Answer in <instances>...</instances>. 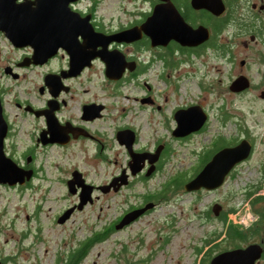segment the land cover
<instances>
[{
  "label": "rangeland",
  "instance_id": "1",
  "mask_svg": "<svg viewBox=\"0 0 264 264\" xmlns=\"http://www.w3.org/2000/svg\"><path fill=\"white\" fill-rule=\"evenodd\" d=\"M134 5L129 0H103L98 10L105 21L116 25L135 17L130 14ZM27 50L14 46L0 31V94L11 126L5 148L25 166L31 155L29 165L37 170L30 184L0 183V264H63L83 240L103 230L109 232L107 238L95 243L80 264H210L212 256L226 243L214 240L215 230L223 226L220 218L213 217L216 199L227 206V224L230 221L246 229L253 223L256 217L251 200L257 192H245L242 186L259 176L257 169L249 168L217 191H188L183 186L170 190L163 198L150 199L155 206L136 220L116 227L128 211L174 175L192 174L200 156L211 146L222 106L233 113L226 127L232 134L239 133L234 121L242 122L238 120L241 117L257 132V150L251 161L259 163L264 154V142H260L264 139V110L260 108L264 98L258 95L260 88L244 95L231 92V62L219 60L210 65L193 57L191 62L166 66L164 75L159 73L162 62H157L141 78L121 84L108 79L103 64L97 62L80 76L67 80L71 85L63 94L67 103L57 111L62 121L67 118L85 124L96 138H75L63 145L43 144L37 142V137L46 126L45 116L27 111L17 102L28 100L36 107L45 105L51 95L47 89L40 91L44 74L63 66L67 59L61 54L45 64L18 66V77L7 73L5 67L22 58ZM250 64V75L258 80L259 64ZM143 80L151 84L150 90L141 83ZM148 91L154 103L141 102V96ZM92 99L105 103L104 115L84 122L82 105ZM195 103L208 111V128L189 138L174 136V109ZM119 126L137 131L134 148L138 150L144 146L154 150L158 142L167 143L164 158L150 176H136L145 168L132 174L128 149L116 137ZM100 141L103 147L99 152ZM74 169L94 185L93 200L82 208L76 207L60 222L58 217L80 201V188L73 193L67 184ZM123 170L131 178L130 183L108 191L99 187Z\"/></svg>",
  "mask_w": 264,
  "mask_h": 264
},
{
  "label": "flooded vegetation",
  "instance_id": "2",
  "mask_svg": "<svg viewBox=\"0 0 264 264\" xmlns=\"http://www.w3.org/2000/svg\"><path fill=\"white\" fill-rule=\"evenodd\" d=\"M19 1H23V0H19ZM129 1L135 3L134 7L130 9V14L135 15V17L129 19L125 23H119L116 25L105 21L104 16L100 14L98 9L101 6L103 0H71L70 1L71 8L80 14L81 20H83V18H85L87 15H89L90 21L93 23L95 30L98 32L113 33L129 27L140 26L146 19H149L148 22L149 31L147 33H144L140 38L135 39L133 41L114 40L108 45L110 49L116 48L121 50L126 56V69L123 72L122 76L118 79L111 78L107 75L106 62L100 56L95 57L92 60V64L86 65L80 73L64 76L62 72H66V73L69 72L71 66H70V55L63 47H60L58 52L45 62L47 63L51 59L61 54L66 55V59H67V63L64 64L63 66L60 65L58 66L59 68H57L56 70L47 71L44 74L43 77L44 84L40 86V91H44L47 89L51 95L47 99L46 104L43 105L42 107H36L33 104H31V102H29L28 100L18 101L17 104L20 107L25 106V109L27 111H31L33 113L35 112L27 108V106H31L34 107L35 109H42L43 111H46L47 109L50 108V102L57 105V108L55 109V114L57 116L59 123L62 124L63 127H59L60 129L59 132H57L58 134L56 136V140L54 142H48V143L56 142L63 145L71 142V140H74L75 138H82V137L96 138L95 135L92 133V131L85 124L71 121L67 118L65 119V121H62L60 119L61 117L59 118L57 111L60 110L64 106V104L67 103V99L63 96L65 91H68L71 88V85L67 82V80L70 78L80 76L92 65H95L97 62H101L103 64L104 73L106 77L108 79L114 80L118 84L124 83L125 81L130 79L141 78L142 75L148 73V71L152 67H154V64H156L157 62H162L163 64V70L159 72L161 75L165 74L166 66L167 67L170 65L176 66L182 62H191L193 60V57H197L200 60H202L204 63L210 65H212L213 63H218L219 60L223 62H231V64H233L232 65L233 69L230 71L229 87L231 86L233 81L239 77H246V79H248L249 82V86L241 90H233L230 87L231 92L236 95H244L250 92L251 90H258L260 88V92H258V95L264 98V83H263L264 82V0H221L223 2L224 9L220 13H219V8L220 5H222L220 4L221 3L220 0H129ZM189 27L198 29L199 35L201 36V38L204 39H201L196 44L182 43L180 38L186 37L184 35L186 34L187 31L190 30ZM156 31L163 33L169 39L166 42L157 43L156 38L158 36ZM78 37L80 41L84 40L82 34H79ZM96 41H98V39ZM101 46H102L101 44L98 45V48H100ZM24 47L28 49L27 52L23 54L22 58L15 61L14 64L7 65L11 67V71L7 72L5 70L7 73H10L12 76H14L13 73H16L17 76L14 77H18L19 75V73L16 70L18 66L26 67L30 65H37L34 63H31L29 65H21V62L24 59H26L25 57L31 56L33 53L32 46L27 45ZM145 52H147V55H145ZM242 53L244 55H241ZM251 61L253 63L259 64V68H257V72H259L260 78L258 80H256L250 75L249 71L251 67L250 64ZM50 72L59 73L62 76L63 87L56 95L53 94L52 86L48 84L45 79L46 74ZM141 83L147 84L150 90L151 84L147 82V80H143V82ZM53 88L55 89L54 86ZM209 88L212 90L213 88L212 82L210 83ZM140 99L141 102L143 103L146 101H149L151 103L155 102V98L151 95L150 91H148V94H146L145 96L142 95ZM86 105H91V107L95 109L99 108L97 111L98 115H96L93 118H86L85 117L87 115V112L85 111ZM182 107H187V106H182ZM223 107L224 106L221 107L220 115L218 117V121L220 125L216 128L215 132L213 133V140L210 146L211 148L210 158L214 156L216 153H218L224 147L236 145L243 139H248L252 143V149L250 154L246 158L239 160L233 165V167L227 173L225 180L221 185H219L214 189H207L202 187L199 189V191L202 190L217 191L223 188L227 184L229 179H231L232 177L236 176L239 173H242L243 171H246V169L249 168L257 169L258 170L257 175L259 176V178L251 179V181L247 182L245 186H242L245 192H249L250 189L256 190L257 192V194L254 195L253 199L251 200L253 204V209L255 210L256 218L248 228L246 229L242 228L245 232V235L248 237L243 242L235 244L234 242H232V240L231 241L229 240L230 221L227 224L225 222L226 220L224 217V215L227 212V206L224 207L223 201L218 199H216V201L214 202V203H220L222 205V208L218 211V213L214 212L215 215H213V217L214 216L218 217L223 222V226L221 227V229L215 230L214 240L216 241L224 240V242L226 241V243L213 256L228 249H233L236 247H245L250 243H258L259 255L255 259L254 264H264V154L260 158V160H258L259 161L258 164L252 163L251 160L257 150V145H258L257 132H255V130L246 123L245 119L244 118L242 119L241 117L238 120H242V122L234 121L239 130V133L235 135L232 134V132H230L226 127L228 126L227 123L233 117V113L232 111L230 112L229 110L223 109ZM157 108H160V105H158ZM178 108L179 107L175 108L174 112ZM260 108L264 110V104ZM104 111H105V103L101 101H97L96 99H92L90 101H86L83 103L82 118L86 120L84 122H88L89 120H96L104 115ZM207 114H208L207 119L200 129L192 131L187 135L176 136V137L189 138L195 135L196 133L202 132L205 129H207L209 123L208 111ZM41 115H44L46 118V126L43 127V129L39 132V136L37 137L38 143L40 142L43 143L42 140H39V138L41 137V132L45 129H48L47 115L45 113H42ZM176 125H177V121H176ZM123 129H131L134 131L135 133L134 144H135L138 138V133L135 129L129 126L118 127V129L116 130V137L118 138V140L119 137L117 133L118 131ZM10 131H11V126L9 123L8 132L5 137V147L7 145L6 139L8 134H10ZM47 135L51 136L50 132H48ZM59 138L63 140L68 139V141L62 142ZM260 142L261 143L264 142V139L261 138ZM48 143H43V144H48ZM160 144L163 145V148L160 157L157 160L158 162L156 161L157 162L156 168H157L159 166V162L164 158L167 152L168 145L166 142L165 143L158 142L154 150H151L149 149V147H145V146L143 150H138L137 147L134 149L136 151L154 152L158 147V145ZM98 145H100L99 146V152H100L103 147V142L100 141V144ZM208 150L204 151L203 154L200 156L198 160L199 161L198 164L191 172L192 175H195L203 167V165L210 159L208 158V160H206L205 162L202 161V157L203 155H205L204 153H206ZM29 156L32 157L31 155H28L27 159ZM148 160L149 158L146 159V165L144 167L145 169L142 171L141 174L136 175L137 177L141 176L142 178H145L150 176L145 174V171L150 165ZM29 163L30 162L27 161L26 166L20 163L19 164L26 168H32L34 170V174H33L34 177L37 174V170L33 165H29ZM30 180H27L26 183L30 184ZM127 180L128 182L129 181L131 182V178H129L128 176H127ZM67 184H68V180H67ZM79 188L81 189V187ZM144 203L145 200L136 207L143 206Z\"/></svg>",
  "mask_w": 264,
  "mask_h": 264
},
{
  "label": "water",
  "instance_id": "3",
  "mask_svg": "<svg viewBox=\"0 0 264 264\" xmlns=\"http://www.w3.org/2000/svg\"><path fill=\"white\" fill-rule=\"evenodd\" d=\"M71 0H0V31L16 47L32 46L33 53L25 57L21 65L43 64L50 57L54 56L60 47L66 49L70 55L69 72H62L64 76L80 73L86 65H91L92 60L100 56L106 62V73L109 77L118 79L126 69V56L119 49H110L108 45L112 41H133L147 33L149 19H146L140 26L129 27L113 33H103L95 30L89 15L83 20L80 14L74 11L70 6ZM219 13L223 11L224 5L220 0ZM82 18V17H81ZM184 37H181L182 43L196 44L201 39L198 29L189 27ZM157 32L156 41L166 42L169 38L161 32ZM79 34H82L84 40H79ZM205 37V36H204ZM98 39V41H96ZM102 45L98 48V45ZM98 48V49H96ZM7 72L11 67L5 68ZM17 76L16 73H13ZM46 82L52 86L53 94H57L62 89V76L59 73H48L45 76ZM51 82V83H50ZM55 87V89L53 88ZM249 86L246 77H239L231 84V89L241 90ZM37 115L45 113L47 115L48 129L41 132L43 143L54 142L56 140L59 123L55 114L57 105L50 102V108L46 111L27 106ZM99 109V108H98ZM98 109L85 106L87 112L86 118H93L98 115ZM177 121L176 127L172 133L175 136H184L192 131L202 127L207 119V111L199 104H191L187 107H179L174 112ZM9 123L4 115V105L0 94V183H25L33 177L34 170L20 165L13 157L7 154L5 150V137L7 135ZM50 132L51 136H48ZM121 143H125L131 158L129 165L132 174L142 171L146 165V159L150 163L145 174L151 175L156 169V161L159 159L163 145L160 144L154 152L136 151L134 149L135 133L131 129H123L117 133ZM62 142L68 139H61ZM252 149V143L248 139H243L238 144L224 147L214 156H212L203 167L192 177L184 182L183 187L188 190H197L202 187L214 189L221 185L227 173L233 165L246 158ZM29 156L27 161L30 162ZM128 174L123 170L122 174L112 178L107 184L99 187L103 191H108L112 187L117 189L122 183L128 182ZM121 180V181H120ZM69 190L73 193L79 192L80 201L76 205L67 208L59 217L60 222L65 221L77 208H82L84 204L93 200L94 185L85 180L82 172L78 169L72 171V177L68 179ZM155 206V201H148L143 206L136 207L128 211L117 223L116 227H123L136 220L141 214ZM222 208L220 203L213 204L215 213ZM259 255V244L250 243L245 247H236L222 251L210 259V264H254Z\"/></svg>",
  "mask_w": 264,
  "mask_h": 264
},
{
  "label": "trees",
  "instance_id": "4",
  "mask_svg": "<svg viewBox=\"0 0 264 264\" xmlns=\"http://www.w3.org/2000/svg\"><path fill=\"white\" fill-rule=\"evenodd\" d=\"M204 154L205 155H203L202 157L203 162L210 158L211 148ZM191 176L193 175H189L186 172H181L177 175H174L173 178L168 180V182L164 184L162 188H160L156 192L149 193L148 195H146L144 200L149 201L150 199L163 198L166 192L182 187L184 185V182ZM229 227V240H232L235 244L241 243L248 238L245 235L244 230L235 223H230ZM108 234L109 232L105 230H103L102 232H95L91 237H89L87 240H83L76 248H74L65 258V262L63 264H80V262L83 260L84 256L92 248V246L95 243L106 239Z\"/></svg>",
  "mask_w": 264,
  "mask_h": 264
}]
</instances>
